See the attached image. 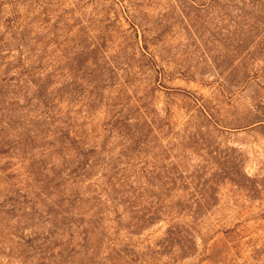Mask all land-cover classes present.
Listing matches in <instances>:
<instances>
[{
  "label": "rangeland",
  "instance_id": "1",
  "mask_svg": "<svg viewBox=\"0 0 264 264\" xmlns=\"http://www.w3.org/2000/svg\"><path fill=\"white\" fill-rule=\"evenodd\" d=\"M262 4L0 0V264H264Z\"/></svg>",
  "mask_w": 264,
  "mask_h": 264
},
{
  "label": "trees",
  "instance_id": "2",
  "mask_svg": "<svg viewBox=\"0 0 264 264\" xmlns=\"http://www.w3.org/2000/svg\"><path fill=\"white\" fill-rule=\"evenodd\" d=\"M260 3V2H259ZM262 14H264V4H262V11H260ZM251 16V14L249 15ZM255 21H258L257 18H254ZM28 73V72H26ZM31 75H29L30 77ZM33 82V81H32ZM41 96V93H40ZM38 95V97H40ZM123 124L124 129H119L120 132H122V130H124L125 132L127 131L128 133L126 134L127 136H129L130 130L128 129L129 127L127 125H125L124 121L122 122H115L114 125H119V124ZM61 134V146H66V144L71 145L74 149L75 154L80 157L82 159V161L77 165V167L75 168V170H73L70 175L71 176H79V173H81L83 170H85L86 168L90 167L89 163L94 164V158H97V150L96 149H92V150H84L80 144L78 142H76L75 139H72L68 133H65L64 130L60 131ZM69 142V143H67ZM100 155V154H98Z\"/></svg>",
  "mask_w": 264,
  "mask_h": 264
}]
</instances>
